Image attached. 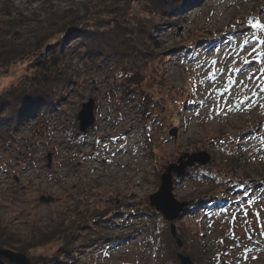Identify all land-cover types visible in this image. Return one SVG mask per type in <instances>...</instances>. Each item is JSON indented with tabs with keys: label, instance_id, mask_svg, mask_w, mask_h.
<instances>
[{
	"label": "rangeland",
	"instance_id": "rangeland-1",
	"mask_svg": "<svg viewBox=\"0 0 264 264\" xmlns=\"http://www.w3.org/2000/svg\"><path fill=\"white\" fill-rule=\"evenodd\" d=\"M28 1L15 0L8 13L0 0V38L31 46L53 15L111 20L120 5L130 22H152L156 55L115 83L76 52L63 98L46 115H16L9 140L0 134V249L31 264H179L178 253L193 264H264V27L253 26L264 25V0H174L177 8L158 16L140 0ZM76 34L53 41L61 47ZM28 64L0 71V96L33 74ZM90 99L95 124L81 134L77 117ZM200 152L208 165L173 178L175 199L189 202L174 222L179 249L149 197L169 165ZM204 172L215 175L214 189L206 177L197 181ZM236 183L247 191L233 195ZM219 193L233 196L207 208ZM55 229L68 233L67 251L62 235L43 238ZM155 230L159 247L148 240Z\"/></svg>",
	"mask_w": 264,
	"mask_h": 264
},
{
	"label": "trees",
	"instance_id": "trees-1",
	"mask_svg": "<svg viewBox=\"0 0 264 264\" xmlns=\"http://www.w3.org/2000/svg\"><path fill=\"white\" fill-rule=\"evenodd\" d=\"M1 1H3L1 7L10 13L15 0ZM34 1L36 0H29L28 2ZM121 1L123 3L128 1L129 3L131 0ZM140 1L143 2L148 12L153 16L165 15L177 8L174 0ZM128 3L125 7L129 5ZM117 8L115 12L118 13V16L111 20H104L89 15L86 19L78 14L68 13L58 16L53 15L50 21L39 23L34 30L33 37L30 39L34 41L31 46L28 45V40H23L18 44L11 38H0V71L7 74L13 65L23 62H28L29 68L33 70V74L30 77H24L16 86H12L0 96V134L7 135V137L4 136V140H9L13 136L12 131H16L19 126L16 115L20 116L18 118L20 121L36 115H46L52 109V105L59 101V98H63V95L71 89L73 70L70 67V63L71 59L75 58L76 52L79 54L78 58L84 59V63L93 64L95 65L94 68L110 70V75L115 79V83L119 80L131 79L142 73L143 69L149 66L148 62H152V60H148L146 56L156 55H153L151 50V48H154L151 36L155 33L154 28H152V22L142 23L136 19L130 22L121 6L118 5ZM12 27L16 26L12 25ZM71 30L77 32L74 39H70L68 44H64L61 47L57 46L53 40ZM32 46L34 50L31 51ZM7 103H10V107H12L10 115L4 114ZM42 111L44 112L40 113ZM233 161H230V164ZM206 174L208 173L204 172L202 175L197 176V181H202L201 178L205 179L206 177L205 180L212 184L214 189V186L218 185L215 175ZM245 184L236 183L232 194L247 191ZM238 186L240 187L237 188ZM238 189L243 191L238 192ZM233 195L227 196L225 193H219L217 197L212 196L207 200V208L227 203V200H229L227 197H232ZM244 198L245 195L242 196L243 200ZM125 221L123 219L120 222L121 225ZM113 224H116V221ZM55 230L57 231L53 230V234L50 232L43 234V238L47 239L48 237L46 236L51 235L57 238L62 235L61 237L65 241L62 250L67 251L68 249L66 248L71 245H68L70 243L68 233L61 229ZM158 231L162 232L161 229H158ZM156 232L157 230L154 231L148 240L159 247L161 245L160 241L163 240L161 237L159 239L155 237ZM167 242L171 243L170 240ZM17 250L21 251L22 249L19 248ZM155 250L160 251L161 248L157 249L156 247ZM173 250L174 247H172ZM71 254L76 256L77 253L71 251Z\"/></svg>",
	"mask_w": 264,
	"mask_h": 264
},
{
	"label": "water",
	"instance_id": "water-1",
	"mask_svg": "<svg viewBox=\"0 0 264 264\" xmlns=\"http://www.w3.org/2000/svg\"><path fill=\"white\" fill-rule=\"evenodd\" d=\"M94 101L88 100L82 105V109L78 114V128L81 134L86 133L95 123ZM175 136V135H174ZM49 158V156H48ZM210 162V156L205 152L184 154L179 157L176 164H171L160 177V187L158 191L149 197V206L156 212L160 213L166 222L170 223V233L175 240L177 247H182V242L177 238L176 227L174 222L182 219L186 214L187 203L178 202L173 195V178L181 179L184 177L188 168H192L195 164L206 166ZM51 197H41L39 202L50 203ZM264 240V235L262 236ZM176 258L179 264H193L189 257L178 253ZM3 259L13 264H31L30 260L22 254L13 252L8 249H0V264H5Z\"/></svg>",
	"mask_w": 264,
	"mask_h": 264
},
{
	"label": "bare ground",
	"instance_id": "bare-ground-1",
	"mask_svg": "<svg viewBox=\"0 0 264 264\" xmlns=\"http://www.w3.org/2000/svg\"><path fill=\"white\" fill-rule=\"evenodd\" d=\"M94 124H95V123H94ZM89 130H90V129H89ZM89 130H87L86 133H88ZM86 133H83V134H86ZM241 143H243V142H241ZM194 167H198V168H201V169H202V168H204L205 166H200V165L195 164ZM192 168H193V167H192ZM188 169H190V168H188ZM188 169H187V170H188ZM187 170H186V172H185V175L187 174ZM185 175H184V176H185ZM159 187H160V186H159ZM173 189H174V185H173ZM178 202H180V203H183V202H184V203H187V207H186L185 210H186L187 212L189 211V210H188V208H189V202H186V201H182V202H181V201H178ZM213 207H215V206L213 205L212 208H213ZM190 209H191V208H190ZM262 236H263V235H262ZM177 238H178V237H177ZM178 239H179V238H178ZM262 239H263V238H262Z\"/></svg>",
	"mask_w": 264,
	"mask_h": 264
},
{
	"label": "snow or ice",
	"instance_id": "snow-or-ice-1",
	"mask_svg": "<svg viewBox=\"0 0 264 264\" xmlns=\"http://www.w3.org/2000/svg\"><path fill=\"white\" fill-rule=\"evenodd\" d=\"M254 27H264V25H260L259 23H256L255 25H253ZM215 63V61L213 62Z\"/></svg>",
	"mask_w": 264,
	"mask_h": 264
}]
</instances>
